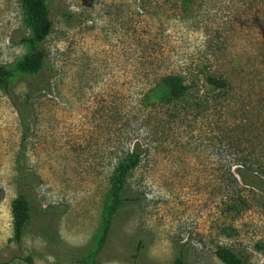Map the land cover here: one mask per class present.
<instances>
[{
  "label": "rangeland",
  "instance_id": "1",
  "mask_svg": "<svg viewBox=\"0 0 264 264\" xmlns=\"http://www.w3.org/2000/svg\"><path fill=\"white\" fill-rule=\"evenodd\" d=\"M19 2L0 0V65L26 53ZM48 7L52 30L42 49L50 86L32 100L23 145L0 92V264H86L109 174L140 140L149 156L127 181L133 200L115 216L96 263L172 264L180 253L185 264H222L214 251L225 245L245 264H264V193L245 186V206L226 209L239 163H260L252 170L264 180V0H48ZM167 73L195 81L171 120L157 97L142 102ZM209 74L226 88L207 84ZM27 82L17 77L18 97ZM18 163L35 179L19 245L11 216Z\"/></svg>",
  "mask_w": 264,
  "mask_h": 264
},
{
  "label": "trees",
  "instance_id": "2",
  "mask_svg": "<svg viewBox=\"0 0 264 264\" xmlns=\"http://www.w3.org/2000/svg\"><path fill=\"white\" fill-rule=\"evenodd\" d=\"M22 24L28 30V34L21 41L26 48V53L17 61L0 65V92L10 101L17 115L19 131L21 134V144L30 136V119L32 115V100L39 93L48 91L51 76L45 70V52L42 44L50 35L52 21L48 0H20L19 2ZM28 79L25 94L20 98L13 89V84L17 77ZM205 81L214 89H224L227 82L222 78H215L206 75ZM194 78L190 80L179 73H167L159 76L154 86L143 96L142 102L150 104V97H157L164 114L168 119L174 117L177 104L185 103L189 96L190 89L194 86ZM151 105H155L152 103ZM191 105L198 108L196 103ZM182 106V105H180ZM173 109V111H171ZM149 150L145 141L140 140L128 149H123L119 154L108 177V190L104 197L100 214V224L93 239L90 250L81 257V261L86 264H97L96 258L106 244L113 222L117 213L133 199L126 196L125 190L127 181L139 165L149 156ZM260 163L252 162L251 159L239 163L235 167L234 196L226 209L238 211L245 206L246 201L240 195L242 188H254L264 193V180L260 179L253 168L259 167ZM239 182L242 186L239 187ZM35 179L26 171H22L19 163L16 167V196L11 202L12 233L13 241L19 245L23 239L24 231L30 223L33 212L31 207L32 189L35 186ZM240 184V185H241ZM0 190V199L2 198ZM140 243L137 244L133 258H137ZM216 258L222 264H245L243 257L234 249L225 245H218L214 251ZM26 264H31V259H25ZM172 264H185L183 256L179 253Z\"/></svg>",
  "mask_w": 264,
  "mask_h": 264
}]
</instances>
